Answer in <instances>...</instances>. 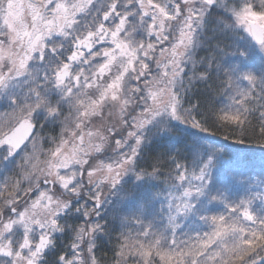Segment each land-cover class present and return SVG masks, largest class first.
<instances>
[{
  "label": "snow or ice",
  "instance_id": "6c2138e0",
  "mask_svg": "<svg viewBox=\"0 0 264 264\" xmlns=\"http://www.w3.org/2000/svg\"><path fill=\"white\" fill-rule=\"evenodd\" d=\"M0 264H264V0H0Z\"/></svg>",
  "mask_w": 264,
  "mask_h": 264
}]
</instances>
